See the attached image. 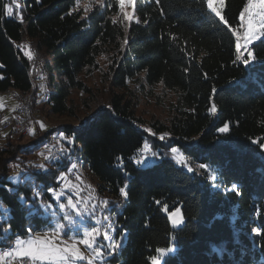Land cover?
<instances>
[{"label":"trees","instance_id":"obj_1","mask_svg":"<svg viewBox=\"0 0 264 264\" xmlns=\"http://www.w3.org/2000/svg\"><path fill=\"white\" fill-rule=\"evenodd\" d=\"M246 4L226 0L224 16L239 32ZM5 5L13 7L12 17ZM128 13L132 19L124 18L119 0H0V92L30 94L58 117L88 115L80 126L51 132L36 121L24 145L11 132L0 134V207L8 210L0 235L51 231L61 212L48 189L58 191L59 175L71 180L82 167L99 188L79 194L108 199L106 214L115 227L109 235L120 244L110 252V242L100 237L99 264H151L156 249L173 244L177 252L163 264H264V38L249 48L256 60L245 66L237 57L247 54L237 51L236 36L205 0H135ZM103 60V81L95 88L86 75ZM139 83L175 96L165 122L151 119L167 141L152 135L151 143L180 146L207 171L185 172L167 156L152 167L135 164L151 122L126 96ZM225 125L229 131L220 132ZM55 133L60 141L51 153ZM39 151L55 158L45 162L46 171L32 163ZM124 186L127 198L120 194ZM165 207H181V228L173 229Z\"/></svg>","mask_w":264,"mask_h":264},{"label":"snow or ice","instance_id":"obj_2","mask_svg":"<svg viewBox=\"0 0 264 264\" xmlns=\"http://www.w3.org/2000/svg\"><path fill=\"white\" fill-rule=\"evenodd\" d=\"M159 2V0H157ZM207 8L210 9L211 13L219 19L224 25L229 26L232 33L236 36V49L239 52L241 49H244V52L247 54V58H244L243 55L238 56L237 59L241 60L242 63L247 66L252 61L256 60V56L252 51H249V45L256 40H260L264 36V0H247L246 6L243 7V10L239 13V19L241 21V27H245L243 34V43H241V35L236 28H233L229 25V21L222 14L221 9L225 6V0H219V6L214 3V0H205ZM129 4L133 3V0H128ZM120 10L124 14L125 19H132L128 12L124 11L125 0H119ZM20 5L17 3L16 8H19ZM6 14L9 17L13 16V7L5 5ZM247 14V16H246ZM21 22L23 20L22 16L20 17ZM137 22H139L137 20ZM115 23V20H113ZM175 39V38H174ZM127 43V40L124 41ZM29 59H32V56L29 55ZM215 91V90H213ZM211 111L215 112L216 107L213 104ZM41 128H44L43 123H41ZM220 132L229 131L228 125L219 129ZM30 134L35 135V130L30 129ZM167 135V134H165ZM60 139L66 140L69 144L73 143L71 138L65 137L63 133L60 134ZM161 140L164 139V136L160 137ZM144 149H148L147 143H145L144 148L141 149L143 152ZM65 151H67L65 149ZM171 152L173 153V159L178 163L187 168V171L192 172L193 168L189 166L186 162V157L183 152L178 148L172 147ZM43 156L44 154L41 153ZM155 153H152V157H155ZM45 159H55L51 155L44 157ZM150 162V157L148 155H141L140 158L135 159V163L138 165H144L147 167V163ZM41 169L46 171L44 165H39ZM73 169L76 168V165L71 166ZM201 169L208 170V166L205 164H200ZM208 178L215 182L217 181V176L209 173ZM77 180L80 179L79 176L76 177ZM30 180L29 177H25L24 181ZM14 183H21L19 178H13ZM58 182L61 184L60 189L57 191L55 188H49L48 191L51 192L53 198L58 202L59 211L64 213L63 219L67 220L69 225H75L76 221L73 219L70 213H74L77 217H94L97 212V206L86 202L80 204L79 201L83 198L79 196L81 189L78 185L73 183L68 179L67 173H61L58 177ZM35 188V186L33 185ZM124 186L120 189V194L124 198H127V191ZM11 191V189H9ZM68 192H75L77 195L71 196L67 195ZM34 195H37L34 192ZM65 198L64 202H61V198ZM21 201H24V197L20 196ZM27 203L26 201H24ZM108 201L105 200L102 202L100 207H106ZM47 209H51V205L44 206ZM32 209L29 208L31 214ZM165 211L167 208L165 207ZM8 216V210L0 207V219H6ZM107 220V217H104ZM169 218L172 220L173 226H178L183 223V216L180 214L179 209L170 213ZM100 224L99 220H95V225L85 228L82 234H79V239L75 237H69V239H64L62 233H65V224L57 223L55 227L50 232H45L44 234L33 233L29 228V235L26 238L15 237L14 247H11L8 251L3 252L0 255V260H3L5 256L7 257H18L24 264H78V262L86 261V264H99L103 260L104 256V245L99 243V239L103 236V239L109 241L107 245L110 252H114L116 248L120 246L119 241L112 238L106 229L102 230L98 225ZM110 227V225H109ZM7 231V230H5ZM257 234H262L260 230H257ZM6 235H0V240H5ZM84 245L88 251L91 253V256H85L81 252L79 245ZM175 251L174 248H159L156 249L157 256L151 258V264H162V258L170 256Z\"/></svg>","mask_w":264,"mask_h":264},{"label":"rangeland","instance_id":"obj_3","mask_svg":"<svg viewBox=\"0 0 264 264\" xmlns=\"http://www.w3.org/2000/svg\"><path fill=\"white\" fill-rule=\"evenodd\" d=\"M214 3L217 4V6H219V0H214ZM135 5V0H133L132 4L128 3V0H125V8L124 11L128 12V10L130 9V7H134ZM225 5H226V0H225ZM224 10H225V6L221 9L222 14L224 15ZM217 18V17H216ZM246 27V25H245ZM245 27H243V29L239 32L242 39H241V43H243V34L245 31ZM264 36L261 37V39H263ZM260 39V40H261ZM259 40L253 41L250 45L249 48L255 44L256 42H258ZM240 53H244V49L240 50ZM106 60L101 61V68L94 70L92 72H89L86 75V81L88 82V84H90L91 86H94L95 88L98 84L102 83V71L103 69H105L106 67ZM141 82V81H140ZM139 84L133 85L130 87V89L126 92V96L128 98L133 99L134 101L138 102V109H137V114L139 115V117H143L144 119H147V121H151V119H162L164 122L165 120H167V118L170 116L171 114V110H172V103L175 102V96L171 93H168L166 91L163 90L162 87L156 86V87H147V86H142ZM41 86H43V84H41ZM137 86H140V90H138L137 92H135L134 88H137ZM132 90H134V92H131ZM73 94L81 99H83L84 95L81 92H73ZM104 97H105V101H108V92L105 91L104 92ZM16 100H15V96L14 93L12 92H8V93H2L0 92V122L2 120H4V118H6L8 115H10L14 109ZM39 103V102H38ZM40 104V103H39ZM41 105V104H40ZM42 106V105H41ZM43 107V106H42ZM49 108L48 107H43V111H44V120L40 121L39 124L41 125V123H43L44 128L43 131L45 132H51L53 130H56L58 128H61L62 126L65 125H74V126H80V124L82 123V121H84L88 115H82L80 117V120L78 119H72L69 117H58L55 115H52L49 112ZM152 123L153 121H151L149 123V125L147 124L146 127V131L148 133V136H145L144 138V143L141 149L144 148L145 143H147L148 145V149H144V151L142 152L141 149L137 152L135 159L140 158L141 155H148L150 157V162H146L147 163V167H152L154 164H157L159 162H161L162 160H164L167 157H170V159L181 169H183L185 172L188 173H194V172H198V173H202L203 169H201L199 167V165L197 164L196 161H194L192 159L191 156H188L185 151L183 150V148H181L180 146H171L169 147L167 150H165L162 146L156 148L150 141L151 138H149V136L155 135V137L162 142H166L167 139L165 137L164 134H157L156 130L152 127ZM31 129V128H30ZM58 133H55L54 136H58ZM164 136V139L161 140L160 137ZM31 138V134L30 136H28L27 138H23L20 139V142H17L18 145H24L25 141ZM3 139V138H2ZM16 143V144H17ZM172 147H176L178 148L181 152L184 153L185 157H186V162L189 166H191L193 168L192 172L187 171V168L181 164H178L174 159H173V153L171 152V148ZM41 153H43L44 155L42 156ZM152 153H155V157H152ZM49 156L46 153H44L43 151H39L36 152L34 154H32L31 159H32V163L35 164H39V165H44L45 162L48 159H45L44 157ZM167 156V157H166ZM134 159V162H135ZM137 166L141 167V168H147L144 165H138L137 163H135ZM78 173V172H77ZM81 178L83 177H87V179L90 181V184L87 185V187H89V189L86 188H80L82 190H84L87 194H90L92 192H90L89 190L93 189V190H97L99 188V184L98 181H96L91 174L84 168L80 167L79 173H78ZM68 176V175H67ZM81 192V191H80ZM79 192V193H80ZM71 194V193H70ZM67 193V195H70ZM93 194V193H92ZM71 196H73L71 194ZM76 196V195H75ZM80 197H82L83 199L79 201L80 204H84L86 202H90V204H94L97 206V212L95 214L94 217H88L85 216L83 218L81 217H77L75 216L74 213H70V215H72L73 219L76 221L75 225H69L67 220H63L62 217L64 216V213H60L57 216L56 219V224L57 223H63L65 224V233H62V237L64 239H69V237H75L76 239H79V234H82L83 230L85 228L88 227H92V226H97L95 225V220H99L100 224L98 225L102 230L106 229L108 231V233H114L115 232V227L112 224V221L110 219V217L106 214V210L108 208V206L106 207H100V205L102 204L103 201L107 200L105 197L100 196L99 194H95V195H80ZM65 199V198H61ZM177 209H179L180 214H182V209L181 207H178L176 209H174L173 211H165L166 215L169 218L170 213L176 211ZM107 217V220H105L104 217ZM169 221L171 223V226L173 227V229H179L183 226L184 224V217H183V223L179 224L178 226H173L172 224V220L169 218ZM110 225V227H109ZM50 232V231H49ZM45 233V232H44ZM44 233H40V234H44ZM103 237V236H101ZM14 239L15 238H6L5 240H0V242L2 243V245H4L3 247L0 248V255L3 254V252L8 251L11 247H14ZM106 243H109L108 241L104 240ZM81 252L84 253L85 256H91V253L88 251V249L84 246V245H79ZM169 248H174L175 251L170 255H175L177 252V247L173 244L171 245ZM169 257V256H167ZM167 257L162 258V264L164 263V261L166 260ZM0 264H24V262L18 258V257H7L5 256L3 260H0Z\"/></svg>","mask_w":264,"mask_h":264},{"label":"built area","instance_id":"obj_4","mask_svg":"<svg viewBox=\"0 0 264 264\" xmlns=\"http://www.w3.org/2000/svg\"><path fill=\"white\" fill-rule=\"evenodd\" d=\"M38 82L42 83L41 80ZM14 96L16 100L14 109L10 115L0 122V134L11 132L16 137L25 138L30 135V128L34 122L44 120L43 107L39 103L34 102L30 94L16 92ZM51 140L52 144L49 145L47 151L55 153L60 140L57 136H52ZM77 176H79L77 172H73L70 175L73 183L77 184L81 181L86 186L90 184L87 177L81 178L79 176L80 179L77 180ZM110 236L113 238V235Z\"/></svg>","mask_w":264,"mask_h":264}]
</instances>
